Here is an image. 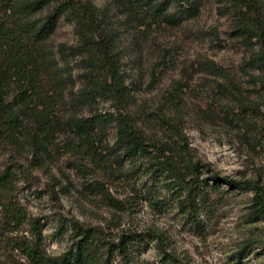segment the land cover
<instances>
[{
  "label": "rangeland",
  "instance_id": "374dc122",
  "mask_svg": "<svg viewBox=\"0 0 264 264\" xmlns=\"http://www.w3.org/2000/svg\"><path fill=\"white\" fill-rule=\"evenodd\" d=\"M90 1L111 3L113 21L119 18L112 0ZM258 1L264 11V0ZM239 7V0H202L200 13L185 16L180 25L118 27L123 70L134 88L128 112L136 126L152 138H168L172 127L181 130L185 155L208 163V174L210 168L243 184L215 182L200 200L201 212L191 218L171 200L164 178L148 170L151 155L120 162L110 157L101 170L69 147L68 134H58L40 149L22 132L12 147H0V172L16 152L26 169L25 174L16 171L17 196L28 218L40 219L49 254L58 256L68 248L69 235L61 238L56 229L61 220L76 217L103 228L158 224L195 264H264V208L256 189L244 183L251 181L264 193V67L256 61L258 46L238 31ZM77 40L73 25L62 20L50 41L58 46ZM71 61L76 74L83 71L80 57ZM76 81L75 90L81 84L80 78ZM95 112L113 117L103 136L104 146L113 144L115 110L102 100L77 113ZM153 256L152 248L144 255ZM0 264L31 263L1 242Z\"/></svg>",
  "mask_w": 264,
  "mask_h": 264
},
{
  "label": "trees",
  "instance_id": "16d2710c",
  "mask_svg": "<svg viewBox=\"0 0 264 264\" xmlns=\"http://www.w3.org/2000/svg\"><path fill=\"white\" fill-rule=\"evenodd\" d=\"M239 2L238 31L243 39L258 46L256 61L264 67V11H260L258 0ZM112 3L119 12L116 22L111 3L100 6L90 0H0V147H12L22 132L40 149H46L58 134H68L72 140L69 147L90 158L101 170L108 167L110 157L120 162L125 157L151 155L148 170L164 178L178 208L196 217L203 206L200 200L215 182L231 187L243 183L210 168L208 174V163L185 155L181 130L172 127L168 138H152L136 126L128 112L134 88L123 70L118 24L135 30L154 24L180 25L185 16L200 13L202 0ZM62 20L73 25L76 44L55 46L50 41ZM76 57H80L83 70L79 74L71 61ZM77 78L81 84L75 90ZM102 100L110 102L116 113V139L107 146L103 136L113 118L109 112L90 116L77 113L80 108H95ZM21 163L14 152L0 172V244L18 250L31 264H195L190 254L175 248L170 231L158 224L103 228L76 217L61 220L56 229L61 238L69 235L68 248L58 256L49 254L40 219L28 218L17 196L16 171L26 173ZM84 167L81 170L85 172ZM244 183L256 189V200L264 208V193L251 181ZM24 231L29 235L20 236ZM149 248L154 249L152 260L144 257Z\"/></svg>",
  "mask_w": 264,
  "mask_h": 264
}]
</instances>
